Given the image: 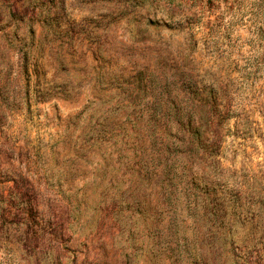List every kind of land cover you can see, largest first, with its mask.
Masks as SVG:
<instances>
[{
    "label": "rangeland",
    "instance_id": "rangeland-1",
    "mask_svg": "<svg viewBox=\"0 0 264 264\" xmlns=\"http://www.w3.org/2000/svg\"><path fill=\"white\" fill-rule=\"evenodd\" d=\"M0 264H264V0H0Z\"/></svg>",
    "mask_w": 264,
    "mask_h": 264
},
{
    "label": "trees",
    "instance_id": "trees-1",
    "mask_svg": "<svg viewBox=\"0 0 264 264\" xmlns=\"http://www.w3.org/2000/svg\"><path fill=\"white\" fill-rule=\"evenodd\" d=\"M171 103L174 102V100H170ZM160 117H157L156 115L152 116L149 120V123L152 124V128L156 131V132H159L161 134L162 130H159L157 128L158 126V123L156 122ZM167 122L166 123H169V122H173V121H176L175 123L177 124H180V125H184V122L181 120V116H177V113L173 114V115H166L164 117ZM151 127V126H150ZM170 128H166L163 126V130H165V134H166V138L163 140L161 139V135L160 137L158 138L155 134L154 131H153V134L154 136L149 138V141H150V144H161L160 145V149L159 150H156V151H151V153L149 154L146 162H147V165L148 166H156V164H154V162H156V158L157 159H163L165 161V165L163 167V169H170L172 167V164L171 162H169V158H168V155H165V152L169 151V149L171 148V142H170V138H169V134L171 133ZM152 149V148H151ZM131 187V185H130ZM177 205V203H176Z\"/></svg>",
    "mask_w": 264,
    "mask_h": 264
}]
</instances>
